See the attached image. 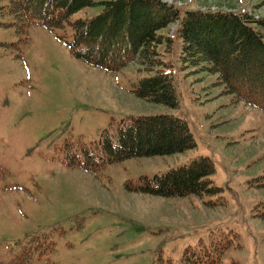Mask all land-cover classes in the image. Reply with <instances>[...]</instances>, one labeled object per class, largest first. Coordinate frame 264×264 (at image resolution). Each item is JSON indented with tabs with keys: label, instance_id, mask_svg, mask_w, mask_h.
I'll use <instances>...</instances> for the list:
<instances>
[{
	"label": "rangeland",
	"instance_id": "rangeland-1",
	"mask_svg": "<svg viewBox=\"0 0 264 264\" xmlns=\"http://www.w3.org/2000/svg\"><path fill=\"white\" fill-rule=\"evenodd\" d=\"M163 1L181 15L235 11L264 21V0ZM6 4L0 0V264H180L188 246L227 242L219 264H264V111L228 93L205 62L182 59L178 22L161 30L173 49L158 47L179 97L170 107L132 92L155 70L134 61L109 73L85 63L58 37L71 38L70 25L55 32L32 24L24 42ZM102 8L85 7L71 19ZM158 113L185 119L196 146L97 172L67 162L66 140L81 141L78 153L104 129ZM200 156L214 162L217 194L163 197L127 188Z\"/></svg>",
	"mask_w": 264,
	"mask_h": 264
},
{
	"label": "trees",
	"instance_id": "trees-1",
	"mask_svg": "<svg viewBox=\"0 0 264 264\" xmlns=\"http://www.w3.org/2000/svg\"><path fill=\"white\" fill-rule=\"evenodd\" d=\"M95 5L102 10L95 16L72 20L77 11ZM14 19L16 32L24 42L28 27L39 24L55 31L72 26V37H58L70 52L85 63L117 73L137 61L155 74L142 78L132 92L139 98L170 107L179 105L174 76L158 47L173 40L161 30L178 22L185 61L205 62L217 73L227 92L237 100L264 111V34L247 13L211 12L189 9L185 12L163 0H8L2 6ZM197 63V62H193ZM80 140H66L68 163L97 172L106 165L133 157H151L184 152L196 146L185 119L170 113L131 116L116 130L106 128L98 141L75 148ZM213 160L200 156L164 173L142 175L127 188L163 197L211 195L221 188L214 183ZM5 169L0 168V174ZM51 250L55 241L48 240ZM231 242L185 248L180 264H219Z\"/></svg>",
	"mask_w": 264,
	"mask_h": 264
}]
</instances>
